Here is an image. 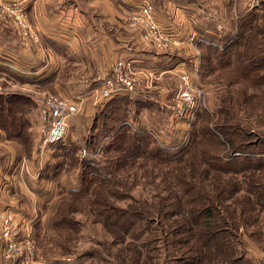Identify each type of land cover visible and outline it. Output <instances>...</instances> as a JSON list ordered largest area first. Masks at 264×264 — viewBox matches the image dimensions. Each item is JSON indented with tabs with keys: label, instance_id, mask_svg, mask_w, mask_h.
Returning <instances> with one entry per match:
<instances>
[{
	"label": "rangeland",
	"instance_id": "374dc122",
	"mask_svg": "<svg viewBox=\"0 0 264 264\" xmlns=\"http://www.w3.org/2000/svg\"><path fill=\"white\" fill-rule=\"evenodd\" d=\"M26 9L28 12L27 4ZM182 9L187 15H191L190 12L201 10L200 14L197 15L198 21L193 22L192 25L199 28L201 38L216 42L222 46L235 38L239 23H243L247 19L250 20L251 15L259 16L260 25H264V0H210L203 9L200 6L198 8L196 6L192 8L191 6ZM130 14L124 13L126 15L124 18L125 25L128 26H131L129 24ZM27 15L30 22V13L28 12ZM258 20L254 21V23ZM0 22L11 23L18 31L22 41L39 45L40 37L36 42L30 37L24 38L14 21ZM30 24L32 27V22ZM32 31L35 32L33 27ZM186 34L188 35L189 33ZM252 35L253 42L264 45V33L257 34L253 32ZM193 49L195 50L196 48L193 47ZM159 52L165 56L164 69L167 72H164V76L167 75L165 77L166 80L162 78L163 83L159 84L161 86L158 87L156 83L161 80V78H158L152 87V91H144L146 90L144 89L141 93L139 91L138 94L129 96L132 99V103L128 104L129 115L126 119V124L131 127L129 128L131 132L150 133L157 139L158 144L175 154L180 152L185 145H188L186 143L192 140L194 131L198 133L203 126L207 125L210 129L209 134L218 138L222 145L209 142L208 139L202 138L199 133L198 140H202L200 145L207 151H211V153L212 151L220 153V156L224 159L230 151V142L228 143L229 140L227 141L226 135L222 134L216 127L222 124L230 125L234 128L235 134L241 136L239 137L240 139L243 133L237 127H243L249 131L248 137L251 143L264 139V120H262L264 117V88L254 89L245 81H241L242 83L238 84L228 83L231 75L227 72L229 69L207 71L203 67V73L199 75L201 51L199 52L200 54L197 52V55L196 51H192L189 46L187 48H179L174 52ZM183 71L191 72L194 81L200 85L204 92L200 100V105L204 107V111H200L192 119L178 117L172 109V105L176 103L181 84L183 83L179 77ZM101 74L102 72L98 73L99 78ZM260 75L264 76V71L260 72ZM260 79L264 83V78L261 77ZM59 81L61 84L64 83L63 78H59ZM56 85L57 83L51 82L46 85L31 86L6 77H0V95H3V92H8L12 93L14 97L12 101L10 100L11 104H9V107H7L9 112L7 113L6 110L2 109L0 113V127L4 129L2 119L13 117V114L18 113L19 110H26V108L24 109L21 106H23L25 103L23 100L27 97L34 96L36 98L34 104H37V100L47 110L46 99L48 96H63L57 92ZM162 88L163 91H159ZM96 95H98L97 92ZM137 99L147 103V105L143 106L142 104L140 106L137 103ZM101 101H103L102 98L99 99L98 108L92 115L82 114V106H80V111L72 125H70L66 138L60 142V145H54L53 157L47 166L50 165L52 172L58 171L59 175L66 172L64 184L69 180L74 183L73 187L70 186L69 188L80 189L82 186L84 171L86 165L89 164L88 159H84V156L101 163L103 159L107 161L108 158L114 159L119 155L117 152L110 151L109 145L111 142L109 140L113 139L114 141L115 135L117 136L119 133L124 132L126 128H117L116 126V129L115 126H112V124H116L115 118L110 123H107L105 128L96 123L98 118L96 113L100 110L105 111L108 107V103L104 105ZM148 101L151 103L148 104ZM31 105L32 103H30ZM220 105L223 106L222 112H220ZM121 115L123 116V114ZM48 121L49 118L48 120L46 118V125ZM4 130L6 135L11 138L12 134L7 129ZM27 130L26 128L21 132V137L18 138L25 145V150L29 151V145H31L30 148H33V141L28 137ZM109 142L110 144H108ZM251 147L249 146L250 149ZM96 151L100 155H96ZM189 155L187 156L189 157ZM144 161V158L141 157L137 161L136 167L127 170V172L136 173L134 175L137 180L136 182L132 180L133 184L130 182L129 188L127 190L122 189V191L126 195H132V197L148 198L152 201L155 193L164 190L161 183L163 174L156 177L154 174L158 173V170L161 171L160 167L154 168L153 162H148V160L144 167L138 168L139 163ZM104 167L103 173L109 179L113 178L114 175L123 176L126 174L124 170L116 171L114 163L108 166L107 162ZM59 175L50 177V179L58 178ZM70 191L71 189L67 191L59 190L58 195H51L48 200H44L47 197H42L38 214L33 212L37 223L29 219L28 222L30 223L24 224V230L33 238L38 249L37 261L33 264H179L174 257L179 254L171 245L172 237L165 235L163 221L157 219L148 223L140 220L133 232L136 236L132 237L131 235L126 238L122 236L123 238H120L121 235L114 234L104 226V221H100L101 219L90 208V204L88 206L86 203L87 200L82 201L85 197H91V193L86 196L72 194ZM16 196L18 200L15 203L26 205L31 200V196H23L22 194H17ZM82 196L85 197L81 198ZM130 199L124 198L114 202L120 208H124L131 203L132 200ZM0 204H2L0 205V217L13 213L15 219L17 218L19 222L22 221L20 211L13 209L14 207L10 208L7 203ZM64 215L67 216L65 220L58 221L63 219ZM262 215L264 216V214ZM66 221L75 223L73 230L66 228ZM263 224L264 220L261 223L264 231ZM248 230L250 229L240 226L239 236L232 238L234 247L240 253L247 255L252 263L261 264L257 254L264 255V240L255 236V234L252 236ZM4 248L5 241L0 236V264H17L15 259H8L4 256ZM252 252L254 255H248ZM218 263L216 262V264Z\"/></svg>",
	"mask_w": 264,
	"mask_h": 264
},
{
	"label": "trees",
	"instance_id": "16d2710c",
	"mask_svg": "<svg viewBox=\"0 0 264 264\" xmlns=\"http://www.w3.org/2000/svg\"><path fill=\"white\" fill-rule=\"evenodd\" d=\"M259 18L251 15L250 20L239 23L235 38L223 47L199 40L201 60L198 74L203 73V67L207 71L229 69L227 72L231 75L228 83L245 81L254 89L264 88L260 79L264 78L260 75L264 71V45L252 40L253 32L264 33V25H260ZM131 100L127 96L114 97L108 101L105 111L96 113L98 125L105 128L115 118L116 124L112 126L126 128L124 132L115 135L114 141L109 140L111 144L108 143L110 151L119 155L107 161L103 159L101 163L84 156L89 164L84 171L82 186L70 192L86 196L91 193V197L82 196L85 197L82 201L87 200L86 203L88 206L90 204L100 221H104V226L114 234L121 235L120 238L136 236L133 232L140 220L151 223L160 219L165 225V235L172 237L171 245L179 254L174 257L179 264H254L247 255L234 247L232 238L239 236L242 225L250 229L248 231L252 236L255 234L264 240L261 225L264 220V139L251 143L249 131L245 128L237 127L243 133L240 139L241 136L235 134L234 128L222 124L216 129L225 134L230 142V151L224 159L220 153H211L201 147L199 133L209 142L222 145L218 138L209 134L210 129L205 125L198 133L194 131L192 140L186 143L188 145L173 154L158 144L152 134L130 131L126 119ZM137 103L140 106L147 105L138 99ZM203 109V106L199 107L196 115L203 112ZM222 111L223 106L220 105ZM249 146H252L251 149ZM95 154L100 155L98 151ZM141 157L145 161L140 162L138 168L144 167L148 160L153 162L154 168L160 167L161 171L154 174L156 177L163 174L161 183L164 192L155 193L152 201L132 197L122 191L129 188L130 182H136V173L127 170L136 167ZM107 162L108 166L114 163L116 171L124 170L126 174L114 175L109 179L103 173ZM58 175V171L52 172L50 165L42 172V176L47 178ZM124 198H131L132 201L128 207L120 208L114 201ZM65 217L58 221L65 220ZM65 223L66 228L70 229L75 225L74 222Z\"/></svg>",
	"mask_w": 264,
	"mask_h": 264
},
{
	"label": "crops",
	"instance_id": "0c3cea01",
	"mask_svg": "<svg viewBox=\"0 0 264 264\" xmlns=\"http://www.w3.org/2000/svg\"><path fill=\"white\" fill-rule=\"evenodd\" d=\"M24 1L40 43L35 45L22 41L11 23L0 22V77L31 86L43 82L57 83V92L79 102L82 114L87 115L94 114L98 108L96 92L102 83L98 73H108L118 58L131 61L135 71L146 70L160 75L161 80L155 82L158 87L163 83L162 78L166 80L165 56L143 42L138 28L125 25L124 13H131L138 8L141 0ZM151 1L160 22L172 34L185 37L189 33L201 38L199 28L192 25L198 21L197 15L201 10L187 15L182 8L200 6L203 9L210 0ZM59 78L64 79L63 84ZM144 89H140V93ZM152 90L146 88L144 91ZM159 91H163V88ZM2 94L0 113L2 109L8 113L7 107L14 97L12 93ZM27 98L21 106L26 110H19L13 117L2 119L4 129L12 137H8L0 127V132H3L0 133V203H7L10 208L20 211L24 223L29 219L37 223L33 212L38 214L42 197L48 200L51 195H58L59 190L75 188H69L73 187V181L64 184L66 172L55 179L42 176L58 143L44 146L50 113L37 100V104H34V96ZM108 101L101 102L105 105ZM46 118H49L47 125ZM26 128L28 137L33 141V148L29 145V151L25 150V145L18 138ZM17 194L31 196L27 206L15 203ZM257 256L259 262L264 264L260 261L264 255Z\"/></svg>",
	"mask_w": 264,
	"mask_h": 264
},
{
	"label": "built area",
	"instance_id": "2783aa9c",
	"mask_svg": "<svg viewBox=\"0 0 264 264\" xmlns=\"http://www.w3.org/2000/svg\"><path fill=\"white\" fill-rule=\"evenodd\" d=\"M27 13L24 0H0V21H14L24 38L30 37L36 42L38 36L32 31ZM129 24L138 28L143 42L154 47L157 51L174 52L179 48L189 46L198 55L200 52L199 40L213 42L199 38L195 34L185 37L172 34L160 22L151 0H141L138 8L130 14ZM213 43L223 47L216 42ZM193 47L196 49L194 50ZM159 77L160 75L155 72L135 71L131 61L119 58L108 73L100 75L102 83L101 87L97 89L98 98L108 101L114 97L136 95L142 88H152ZM179 77L183 83L172 109L176 116L192 119L195 117L197 109L202 107L200 100L204 92L200 85L194 81L191 72L183 71ZM46 107L50 113V125L43 143L44 146H49L66 138L70 125L80 111V103L64 96L55 95L47 97ZM29 223L26 222V224ZM24 224L23 221L19 222L17 218L15 219L13 213L0 217V236L5 241L4 256L8 259H15L17 264H33L37 261L38 249L33 238L24 230ZM261 261L264 263V256L261 257Z\"/></svg>",
	"mask_w": 264,
	"mask_h": 264
}]
</instances>
